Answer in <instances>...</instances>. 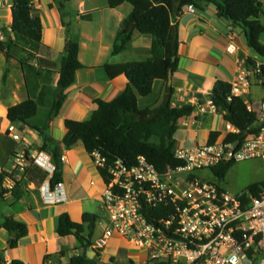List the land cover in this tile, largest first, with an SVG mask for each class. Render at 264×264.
<instances>
[{
  "label": "crops",
  "instance_id": "1",
  "mask_svg": "<svg viewBox=\"0 0 264 264\" xmlns=\"http://www.w3.org/2000/svg\"><path fill=\"white\" fill-rule=\"evenodd\" d=\"M52 3L53 0H36L31 10V16L40 19L42 26L37 59L31 64L38 73L36 81L33 80L30 86L26 84L25 69L20 62L26 54L20 46L12 45L8 57L0 51V172L14 174L17 181L22 180L24 192L21 199H14L11 190H7L0 198V220L13 217L29 230L17 247L11 249L8 247L11 236L5 229H0V257L7 264L11 260L23 264H43L46 256L54 259L61 252L63 255L59 257L60 261L68 264L70 258L79 253L80 244L73 236L60 237L56 234L57 220L62 213H67L70 221L77 224L82 222L84 214L96 217L92 234L94 246L101 239L105 226L101 203L104 180L93 163V156L86 152L80 142L71 149H64L61 143L67 132L64 122L89 120L95 110L94 99L111 101L123 92L127 79L123 75L109 79L102 68L104 64H126L146 61L151 57V37L137 32L133 33L131 42L123 52L110 55L121 21L132 10L129 5L123 4L110 10L107 8V0H74L60 6L61 14L57 6L50 7ZM11 7L12 0H0V23L9 28ZM66 16H69L68 24L62 22ZM263 20L264 16L261 18L264 25ZM171 24L177 28L179 41L177 71L172 74L170 85L168 81L155 80L148 96H137V107L139 110L158 107L167 94V87H172L171 107L191 105L195 109L193 113H196L199 106L207 110L194 123L190 115L178 120V129L174 135L175 151L208 142L210 132L219 133L218 138L225 135L223 117L208 110L207 102L212 86L215 81L231 84L237 70L247 68V59L255 63L261 59L252 53L241 33L232 28L227 20L218 17L213 5L203 6L193 12L182 8ZM9 37H13L12 33ZM69 41L79 46V60L83 67L76 72L74 85L65 90V99L59 113L47 121V113L57 90L64 47ZM230 42L236 46L234 53L226 51ZM28 99L39 104L36 116L26 124L8 122L7 111ZM241 99L245 105L252 104L255 110L259 101H264V88L257 82V78H251L248 93ZM45 123L48 125V137L60 152V175L66 199L59 204H47L41 194L42 188L50 186L53 173L46 172L31 161L33 155H40L55 166L51 153L41 150L43 135L35 130L41 129ZM13 135H18L19 140H13ZM17 155L25 159L16 162ZM16 165L21 166L23 172L15 169ZM10 181L6 179L1 187ZM97 226L101 227L102 234L95 239ZM112 238L117 243L116 247H132L118 237H111L106 245ZM105 246L101 248L102 264ZM92 252L88 251V254ZM121 254L115 250L107 260L113 257L116 264H128L130 258L127 255L121 258ZM136 262L139 264L140 259Z\"/></svg>",
  "mask_w": 264,
  "mask_h": 264
},
{
  "label": "trees",
  "instance_id": "2",
  "mask_svg": "<svg viewBox=\"0 0 264 264\" xmlns=\"http://www.w3.org/2000/svg\"><path fill=\"white\" fill-rule=\"evenodd\" d=\"M36 0H12L11 33L5 44L0 45V51L9 56L12 45L20 46L26 57L20 62L25 69V79L28 86L37 80L38 73L32 68L41 45L42 26L40 19L31 16L33 3ZM74 0H53L50 7L57 6L62 14L61 5ZM78 1V0H76ZM129 5L131 12L121 21L116 39L110 50V55L123 52L132 40L133 33L146 34L152 39L150 46L151 57L148 60L126 64H104L103 70L109 79L123 75L127 85L123 92L111 101L94 99L95 110L89 120L76 122L65 120L67 132L62 138L64 149H71L80 142L87 153H98L105 159L103 168H97L104 181L108 180L107 171L116 162L121 161L131 167L137 162V157L146 160L159 172L166 167L182 165L174 157V135L178 129L177 122L183 117L191 116L195 111L191 105L171 107L170 97L173 88L167 87V94L163 102L154 109L139 110L137 96H148L152 92L155 80L168 81L169 71H177V48L179 47L177 28L172 20L184 6H193L202 9L203 6L213 5L218 17L227 20L231 27L244 36L252 53L264 61V25L261 18L264 16V0H107V8L117 9L121 5ZM255 65L247 59L245 66L250 69ZM83 67L79 60V46L74 41L65 44L61 65L58 70L57 90L49 112L47 121L59 113L65 99V90L75 82V75ZM5 80V79H4ZM35 80V81H36ZM208 99L214 105L223 121L231 124L239 135H228L227 140L241 139L245 133H253L256 114L248 111L243 100L231 95V85L223 81H215ZM39 110V104L28 99L7 111L6 119L10 123L22 122L26 124L34 118ZM47 123L41 129H35L42 134L41 150L51 153L52 162L56 168L50 180V187L61 181L59 148L48 137ZM219 133L210 132L208 142L214 143ZM233 163H222L211 168L214 176L223 179L227 169ZM14 174L0 172V198L7 190L1 185L6 179H11L13 187L10 191L14 199H21L23 181L16 180ZM262 184L256 183L248 187L252 195L260 192ZM97 218L90 214L82 216L80 224L70 221L67 213H62L57 220L56 234L60 237L73 236L80 244L79 253L70 258L68 264H102V249H93L92 234L95 231ZM0 229H5L11 236L9 248L17 247L19 241L26 237L28 227L13 217L0 220ZM75 231V232H74ZM88 251L95 252L92 259L87 258ZM46 256L43 264H64L59 257ZM113 258V257H112ZM109 258V264H116ZM0 264H7L0 257ZM8 264H23L11 260ZM128 264H136L129 260Z\"/></svg>",
  "mask_w": 264,
  "mask_h": 264
},
{
  "label": "built area",
  "instance_id": "3",
  "mask_svg": "<svg viewBox=\"0 0 264 264\" xmlns=\"http://www.w3.org/2000/svg\"><path fill=\"white\" fill-rule=\"evenodd\" d=\"M183 9L195 10L193 6ZM10 35L11 29L0 23V45ZM235 50L230 42L226 51ZM253 77L264 88V61L237 70L230 84L231 95H246ZM207 106L217 113L210 100ZM246 107L256 114L255 132L227 140L228 135H239V130L225 122V135L214 143L175 150L174 157L182 165L159 172L141 155L131 167L121 161L114 163L107 171L101 198L105 226L93 249H101L108 239L118 237L144 253L139 264H264V182L255 195L250 191L234 195L195 175L222 163L264 162V101H259L257 110L249 103ZM206 112L199 106L191 121ZM12 139L18 141L19 136ZM92 156L95 166L103 168L105 159L98 153ZM15 158L16 162L25 159L22 155ZM31 161L48 173L56 168L40 155H33ZM15 169L24 170L17 165ZM11 182L3 189L11 190ZM63 185L60 181L53 188H42L44 201L65 202Z\"/></svg>",
  "mask_w": 264,
  "mask_h": 264
},
{
  "label": "rangeland",
  "instance_id": "4",
  "mask_svg": "<svg viewBox=\"0 0 264 264\" xmlns=\"http://www.w3.org/2000/svg\"><path fill=\"white\" fill-rule=\"evenodd\" d=\"M231 163L233 164L227 169L223 179L216 178L211 168L196 171L195 175L205 181L215 184L216 186L224 188L226 191H229V193L234 195L246 193L250 185L256 183L262 184L264 182V162L260 159H251ZM100 234H102V229L97 226V234L94 235L95 239L98 238ZM115 243V240L112 238L105 246V252L102 258L103 264L104 262L105 264H109L107 258L109 254L115 250L122 253L120 255L121 258L127 255L134 263H137L136 261L138 259L142 260L145 258L144 253L139 252L137 248H125L122 245H118V247H116L117 243Z\"/></svg>",
  "mask_w": 264,
  "mask_h": 264
},
{
  "label": "water",
  "instance_id": "5",
  "mask_svg": "<svg viewBox=\"0 0 264 264\" xmlns=\"http://www.w3.org/2000/svg\"><path fill=\"white\" fill-rule=\"evenodd\" d=\"M68 21H69V16H66V17L62 18V22L64 24H68ZM171 76H172V72L169 71V73H168V84L169 85L171 84ZM87 256H88L87 258L92 259V257L95 256V252H92L90 255L87 254Z\"/></svg>",
  "mask_w": 264,
  "mask_h": 264
}]
</instances>
